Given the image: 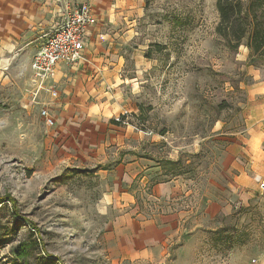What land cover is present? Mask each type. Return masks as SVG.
<instances>
[{"label":"rangeland","instance_id":"1","mask_svg":"<svg viewBox=\"0 0 264 264\" xmlns=\"http://www.w3.org/2000/svg\"><path fill=\"white\" fill-rule=\"evenodd\" d=\"M215 2L136 0L105 27L132 38L116 41L120 77L107 88L122 105L109 123L127 131L99 151H64L21 104V84L0 72V199L17 212L0 205V264H264V60L244 44L226 47ZM31 50L0 61L30 65ZM125 111L126 124L116 123ZM127 155L146 169L131 186L134 206L120 209L108 173ZM171 181L174 198L153 197L155 182ZM167 208L183 213L169 242L123 246L121 214L154 220ZM28 240L38 246L17 258Z\"/></svg>","mask_w":264,"mask_h":264},{"label":"crops","instance_id":"2","mask_svg":"<svg viewBox=\"0 0 264 264\" xmlns=\"http://www.w3.org/2000/svg\"><path fill=\"white\" fill-rule=\"evenodd\" d=\"M86 3L92 6L91 13L97 24L85 31L82 60L74 65L61 63L56 66L50 80L57 91L56 98L43 92L33 97L32 88L26 87L30 77L32 79L29 60L21 57L20 64L13 67L0 61L3 67L0 72L4 80L21 84V104H31L29 107L36 112L45 131H53L64 151L69 153L85 144L92 151L102 150L108 144L106 142L119 140L120 131H127L109 123L122 105L115 98L119 91L115 90L113 100L107 88H111L113 79L118 82L120 77L122 59L116 56L119 54L116 41L128 40L132 36L112 30L105 32V27L115 28L117 22L125 18L121 14L133 8L136 0H0V41L4 43L0 48V56L8 57L16 47L27 49V53L32 49L31 54H35L59 12ZM15 72L17 74L13 76ZM42 108H46L53 117L54 125L50 128L44 125L39 116ZM145 169L143 159L127 155L108 173V181L113 190L109 196L113 204H117L120 209L134 206L133 195L137 190H131V186ZM146 182L142 178L138 183ZM152 187L151 194L157 198H174L179 193L173 181L155 182ZM182 218L183 213L170 212L168 208L167 212L154 220H141L140 215L133 219L127 214H121L117 219L121 242H124L123 246L127 249L148 251L160 243L169 242L177 234V226Z\"/></svg>","mask_w":264,"mask_h":264},{"label":"built area","instance_id":"3","mask_svg":"<svg viewBox=\"0 0 264 264\" xmlns=\"http://www.w3.org/2000/svg\"><path fill=\"white\" fill-rule=\"evenodd\" d=\"M95 23L87 4L74 5L59 12L30 63L33 97L36 98L42 92L49 94L51 98L57 97V91L50 83L56 66L61 63L74 65L82 60L85 31ZM128 114L125 111L114 118V121L124 125ZM39 116L47 128L54 125L53 117L46 108L40 109Z\"/></svg>","mask_w":264,"mask_h":264},{"label":"trees","instance_id":"4","mask_svg":"<svg viewBox=\"0 0 264 264\" xmlns=\"http://www.w3.org/2000/svg\"><path fill=\"white\" fill-rule=\"evenodd\" d=\"M215 8L218 14L215 33L226 47L236 50L244 44L252 56L264 60V0H216ZM3 202L11 203V211L16 216L15 201L7 196L0 199V205ZM37 246V240L22 242L14 254L17 258H26Z\"/></svg>","mask_w":264,"mask_h":264}]
</instances>
